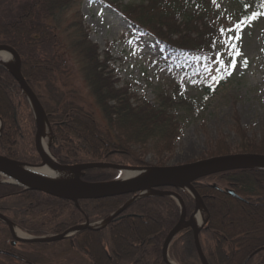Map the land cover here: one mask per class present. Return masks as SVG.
<instances>
[{"label": "trees", "instance_id": "trees-1", "mask_svg": "<svg viewBox=\"0 0 264 264\" xmlns=\"http://www.w3.org/2000/svg\"><path fill=\"white\" fill-rule=\"evenodd\" d=\"M74 1L0 0V43L13 46L21 55L22 73L40 99L52 124L55 135L53 154L60 163L107 161L140 165L142 162L133 150L134 146L142 147L150 143L157 150H170L176 137L181 134V126L173 109L178 105H194L193 101H186L185 98L173 101L170 97H163L156 106L135 97L126 88L117 89L110 80L113 75L108 78L105 76L109 55L102 57L98 54L97 45L88 40L87 32L81 25L77 30L79 34L71 36L70 47L81 57L87 70L86 78L106 121V129L100 128L99 122L85 111L83 105L74 99H66L65 92L57 87L66 59L56 31L59 25L53 22ZM120 9L134 30L157 39L169 66L183 64L194 76L205 75L206 99L212 97L215 91L213 72L226 67L223 59L231 43L228 38L233 36L235 29L232 21L242 24L254 20L255 16H264V7L258 0H240V9L234 15L218 6V0H145L139 4L124 5ZM221 29L232 31L222 34ZM0 118L3 121L0 154L21 161L37 162L39 157L33 142L35 122L31 108L17 81L2 67ZM92 135L96 141L91 139ZM240 135L242 138L238 152L264 154V141L254 142L241 131ZM219 145L222 147H217V154L232 151L225 142ZM117 174L110 169H91L86 171L83 179L91 182L107 181L117 177ZM223 174H226L222 175L223 179L238 183L236 187L242 191L249 192L248 189L255 188L260 190L256 195H263L258 203L245 205L210 185L194 183L201 195H206L205 202L210 211L208 226L214 238L220 242L215 246L216 252L213 248L209 251L204 249L209 263L242 264L254 249L252 247H257L264 240V170L242 169ZM178 192L186 202L188 213L191 212L194 208L193 198L184 191ZM131 196L81 200L80 208H77L71 201L0 182V212L32 234H55L86 219H105ZM52 213L55 219L47 223ZM179 217V207L172 198L144 197L133 202L103 230H83L68 240L71 247L76 244L79 251L92 256L90 242L96 238L94 240L109 260L102 236L106 233L111 250L117 255L114 260L120 261L119 264H165L162 245ZM241 220L249 223L238 225L237 222ZM0 223L6 227L3 222ZM218 232L230 240L227 249L226 238L217 236ZM113 234L116 240L119 239L120 246L115 243ZM183 236L177 237L179 239L172 245L176 258L183 259V264L199 263L192 235L182 244ZM238 243L239 252L234 249ZM47 244L28 245L38 248ZM0 250L16 252L12 246L6 247L4 244H0ZM20 256L33 264L37 263L34 258H30L31 254L23 253ZM6 257L13 259L10 255ZM20 261L28 264L24 260Z\"/></svg>", "mask_w": 264, "mask_h": 264}, {"label": "rangeland", "instance_id": "rangeland-1", "mask_svg": "<svg viewBox=\"0 0 264 264\" xmlns=\"http://www.w3.org/2000/svg\"><path fill=\"white\" fill-rule=\"evenodd\" d=\"M143 1L145 0H75L61 15H58L53 24L59 25L56 31L62 42L61 51L64 53L66 66L59 76L57 87L65 92L64 97L69 100L74 99L83 105L85 111L90 112L99 122L100 128L106 129V121L86 78L87 70L81 57L70 47L71 36L79 34L77 30L81 25L87 32L88 40L97 45L98 54L102 57L109 55L110 61L105 76L108 78L113 75L110 80L117 89L126 88L135 97L150 101L156 106L163 97H170L173 101H181L185 98L186 101L191 100L194 103V105L184 104L174 107V113L181 126V134L176 137L170 150H157L150 143L142 147L134 146L133 150L142 162L135 166L184 164L238 153L242 138L240 131L250 140L262 143L264 141V17L254 22L246 21L241 24L239 30H234L233 35L239 36L240 39L231 40L228 53L224 57L227 70L219 74L215 73L214 94L206 99L205 81L200 78L201 76L196 78L184 65L169 67L162 46L157 40L153 36L132 29L130 23L120 13V8L124 5L139 4ZM220 5L232 14L238 9L239 0H220ZM87 134L90 135L91 132ZM91 139L96 141L93 135ZM220 142H225L232 151L217 154L215 152L218 150L217 147H222L219 145ZM222 175L226 174L218 173L210 175L214 176L212 178L207 176L205 179L213 184L223 183L224 187L229 186L224 183L226 180ZM198 193L201 194L199 191ZM53 213L47 223L55 219ZM3 223L6 227L0 223V244L8 247L11 246V241L16 242V240L12 237L7 224ZM17 229L35 237L61 234L47 232L35 235L20 227ZM106 235V233L102 234L105 253L109 260L94 240L96 238L90 242L92 256L85 251H79L76 244L71 247L68 239H73L72 237L48 242L47 245L38 248L17 241L14 250L19 254H31L30 258H34L36 264H119L120 261L114 260L117 255L111 250ZM113 236L117 246H120L119 239L116 240V236L114 234ZM177 239L179 238H175L173 242ZM201 242L206 251L216 249L215 246L220 244L214 238L212 230L201 235ZM118 249L120 251L121 248ZM216 251L217 249L214 252ZM7 255L10 254H0V264H22L16 257L9 260ZM170 257L175 263L183 264V259L180 260L179 257L172 255ZM197 264H201L200 259Z\"/></svg>", "mask_w": 264, "mask_h": 264}, {"label": "water", "instance_id": "water-1", "mask_svg": "<svg viewBox=\"0 0 264 264\" xmlns=\"http://www.w3.org/2000/svg\"><path fill=\"white\" fill-rule=\"evenodd\" d=\"M1 52L13 56V63L7 64L3 60H0V67L6 69L15 78L32 108L36 122L34 144L41 158V163L35 165L0 155V175L6 178L4 182L22 186L27 190L40 191L62 200L71 201L75 203L77 208H80V200L133 194L131 199L106 219L98 222H90L86 219L84 223L73 226L61 234L47 237L17 236L15 234V224L0 212V220L8 225L12 237L16 241L25 243L63 240L83 230H101L139 198L145 196L173 197L178 201L181 208V217L164 240L162 255L165 263L172 264L168 248L173 238L182 230L190 228L193 232L194 244L201 264H209L199 237L201 230L208 222L209 212L193 182L202 177L230 170L264 169V154L230 153L190 163L153 167L127 166L108 162H88L74 165L61 164L51 153L48 156L43 150V140L47 137L48 139H52V129L38 96L22 73V60L19 52L11 45L0 43ZM0 124L1 133V119ZM45 165H49L56 170L71 172L72 177L65 180H53L37 174V170ZM90 169H114L124 173L130 171L133 174H126L110 181H84L83 176L85 175V171ZM164 187L186 190L193 196L195 199V209L188 219H186V206L182 197L175 191L161 190ZM228 192L234 195V191L229 190ZM198 216H201V221L197 219Z\"/></svg>", "mask_w": 264, "mask_h": 264}, {"label": "flooded vegetation", "instance_id": "flooded-vegetation-1", "mask_svg": "<svg viewBox=\"0 0 264 264\" xmlns=\"http://www.w3.org/2000/svg\"><path fill=\"white\" fill-rule=\"evenodd\" d=\"M202 180L203 179L198 181V183L205 184V185H212V186L216 187V189L219 192H221L223 195L232 197V198H234L236 201H238L241 204L249 205V204H252V203H258L259 201H261L263 199V197H262L263 195H261V194L256 195L258 192H260V190L255 189V188H252V189L250 188V189H248L249 192H246V191H242V189H240V188H237L236 186L238 185V183H235V182L226 181L224 183H227L229 186L224 187L225 185L223 183L222 184H218V183L217 184H213L210 181H208L207 179H204L203 181ZM229 189H232L234 191V195L230 194L228 192ZM203 196H204V201H205L206 195H203ZM193 209L191 210V212L193 211ZM191 212L188 213V210L186 208V216H187V218L189 217ZM245 223H249V222H247L245 220H241V221L237 222L238 225L245 224ZM211 230L212 229L209 226H206L205 230H203V233L204 234L208 233ZM236 230H238V229H236ZM182 235H184L182 240H181V243L183 244L185 242V239H190V235H192V231H190L189 229L188 230H184L179 236L181 237ZM239 235H243V233H240ZM217 236H219V237H221L223 239L226 238L224 236V234H222L220 232H218ZM229 243H230V240L226 238V247H225L226 249H227ZM252 248H254V249H252ZM252 248H251L252 249L251 253L244 259L242 264H264V240L262 241V243L260 245H258L257 247L254 246ZM203 249H204V247H203ZM221 249H222V251H224L223 247ZM234 249L236 251H238V252L240 251L239 243L235 244ZM170 253L175 256V254H174V252L172 251L171 248H170ZM227 256H229V255H227ZM234 256H235V253H234Z\"/></svg>", "mask_w": 264, "mask_h": 264}, {"label": "bare ground", "instance_id": "bare-ground-1", "mask_svg": "<svg viewBox=\"0 0 264 264\" xmlns=\"http://www.w3.org/2000/svg\"><path fill=\"white\" fill-rule=\"evenodd\" d=\"M0 60H3L4 62H6L7 64H11L13 63V56L5 53V52H1L0 53ZM43 150L45 151V153L50 156V152L48 149V139L44 138L43 140ZM37 174L49 178V179H53V180H65V179H69L70 177H72V173L71 172H66V171H61V170H56L53 169L52 167H50L49 165H45L41 168H39L37 170ZM125 175H130L133 174L130 171H126L124 173ZM198 220H201V218L198 216L197 218ZM15 234L19 237H26V234H24L22 231L15 229ZM172 264H176L173 261H171Z\"/></svg>", "mask_w": 264, "mask_h": 264}, {"label": "snow or ice", "instance_id": "snow-or-ice-1", "mask_svg": "<svg viewBox=\"0 0 264 264\" xmlns=\"http://www.w3.org/2000/svg\"><path fill=\"white\" fill-rule=\"evenodd\" d=\"M253 18H255V17H253ZM241 27H242L241 25H237V26H236V30H239ZM226 31H227V32H231L232 29H221V33H222V34H224ZM239 39H240L239 36H232V37H229V38H228V41L230 42L231 40H239ZM233 47H235V46L233 45ZM238 54H239V52H238V50H237V55H238ZM245 63H246V61H245Z\"/></svg>", "mask_w": 264, "mask_h": 264}]
</instances>
